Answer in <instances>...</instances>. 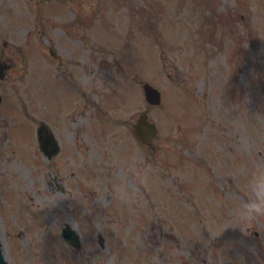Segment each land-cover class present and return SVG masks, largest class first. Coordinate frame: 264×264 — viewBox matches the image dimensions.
Segmentation results:
<instances>
[{"label":"rangeland","instance_id":"374dc122","mask_svg":"<svg viewBox=\"0 0 264 264\" xmlns=\"http://www.w3.org/2000/svg\"><path fill=\"white\" fill-rule=\"evenodd\" d=\"M74 7L52 10L46 34L30 39L33 26L16 24L28 19L10 32L0 17L18 48L30 41L58 55L16 51L0 80L7 263L264 264V219L244 224L235 211L251 169L264 165V0ZM146 81L160 104L145 99ZM142 111L157 126L151 146L133 131ZM42 121L58 140L52 158L40 148ZM117 153L138 159L116 163ZM144 167L153 180L121 205L114 177ZM66 226L80 247L62 236Z\"/></svg>","mask_w":264,"mask_h":264},{"label":"flooded vegetation","instance_id":"af4514ba","mask_svg":"<svg viewBox=\"0 0 264 264\" xmlns=\"http://www.w3.org/2000/svg\"><path fill=\"white\" fill-rule=\"evenodd\" d=\"M79 3V0H18L12 2L7 1H0V17H5L8 21V26H5V29L12 31L14 28V23L17 21H20L21 19L24 21V19H28L26 23H16L18 26H21V29L26 31L28 28H31L32 30L29 31L28 38L30 39L33 34L37 35H45L47 32L46 25L44 23L45 19L49 20L50 14L52 10L55 9V12L57 14L62 15L63 9H71L70 7H74V4ZM22 5L23 8H20L19 5ZM77 6V5H76ZM18 7L20 9H18ZM23 10V13L19 15L20 18H18L14 12H20ZM75 12L80 10L75 9ZM24 14L28 15L27 17H24ZM46 15V16H45ZM56 15V14H54ZM35 17V20L33 18ZM37 21V22H36ZM12 22V24H11ZM9 24H11V27H9ZM31 24V25H29ZM27 25H29L27 27ZM4 29L0 25V68L4 70L5 78L10 77L12 73V68L14 62V55L15 52H21L25 53L22 58L28 57L32 55V53H36L37 58L36 59H44V57L47 54V51H49L50 55H52V47H49L48 50L43 47V45L38 43V48L33 49L30 47L33 43H29L30 41H27L26 48L25 46H20L19 48L16 46L15 42H10L7 39H5L4 36ZM26 33V32H25ZM4 38V39H3ZM34 38V37H33ZM56 51V57L57 50ZM55 57V58H56Z\"/></svg>","mask_w":264,"mask_h":264},{"label":"clouds","instance_id":"9594fccd","mask_svg":"<svg viewBox=\"0 0 264 264\" xmlns=\"http://www.w3.org/2000/svg\"><path fill=\"white\" fill-rule=\"evenodd\" d=\"M138 159L135 155L131 157L114 155V162L130 164ZM153 180V169L151 167L138 168L129 175H116L114 177V189L117 201L127 207L136 203L137 193L140 185H148ZM244 195L236 201L237 219L244 224L264 219V165H257L251 169L246 181Z\"/></svg>","mask_w":264,"mask_h":264},{"label":"water","instance_id":"95a60500","mask_svg":"<svg viewBox=\"0 0 264 264\" xmlns=\"http://www.w3.org/2000/svg\"><path fill=\"white\" fill-rule=\"evenodd\" d=\"M4 73H1L0 69V77L3 76ZM144 91L146 94L147 100L152 104H159L161 101V93L158 89L154 88L151 84L145 83L144 84ZM1 100V97H0ZM136 123L134 124V131L136 135L146 144L151 145L153 143L154 137L157 134L156 125L152 123L148 119V114L143 112L140 114L138 119H136ZM39 138L43 141L41 147L43 150L49 154L50 156L52 153L58 150L56 140L54 139L52 133L49 132L48 126L41 124L39 127ZM63 235L68 240L69 243L74 244L76 246H80L79 236L71 228H64ZM0 264H8L2 250V242L0 240Z\"/></svg>","mask_w":264,"mask_h":264},{"label":"bare ground","instance_id":"6f19581e","mask_svg":"<svg viewBox=\"0 0 264 264\" xmlns=\"http://www.w3.org/2000/svg\"><path fill=\"white\" fill-rule=\"evenodd\" d=\"M1 239V238H0Z\"/></svg>","mask_w":264,"mask_h":264}]
</instances>
